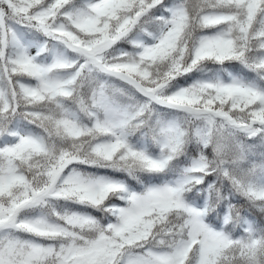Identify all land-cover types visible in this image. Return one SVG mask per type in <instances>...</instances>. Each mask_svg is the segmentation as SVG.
<instances>
[{
	"label": "snow or ice",
	"instance_id": "snow-or-ice-1",
	"mask_svg": "<svg viewBox=\"0 0 264 264\" xmlns=\"http://www.w3.org/2000/svg\"><path fill=\"white\" fill-rule=\"evenodd\" d=\"M0 264H264V0H0Z\"/></svg>",
	"mask_w": 264,
	"mask_h": 264
},
{
	"label": "trees",
	"instance_id": "trees-1",
	"mask_svg": "<svg viewBox=\"0 0 264 264\" xmlns=\"http://www.w3.org/2000/svg\"><path fill=\"white\" fill-rule=\"evenodd\" d=\"M205 31H211V30H205ZM29 129H32L34 131H38L37 129L32 128L31 126H29ZM98 174H111L110 170H100V172ZM125 175V174H124ZM115 177L118 179H124L126 183H128L130 186L135 187V188H139V185H137V182L135 179H131V178H125V176L119 175L117 173H115ZM79 206H76L75 208H72L71 210H76V208H78Z\"/></svg>",
	"mask_w": 264,
	"mask_h": 264
},
{
	"label": "rangeland",
	"instance_id": "rangeland-1",
	"mask_svg": "<svg viewBox=\"0 0 264 264\" xmlns=\"http://www.w3.org/2000/svg\"><path fill=\"white\" fill-rule=\"evenodd\" d=\"M211 31H212V30H211ZM211 31H206V32H209V33H210ZM33 51H35V49H33ZM28 130H31V131L35 132L34 130L29 129V128H28ZM110 173H111V172H110ZM117 174L122 175V176H125L123 173H117Z\"/></svg>",
	"mask_w": 264,
	"mask_h": 264
}]
</instances>
